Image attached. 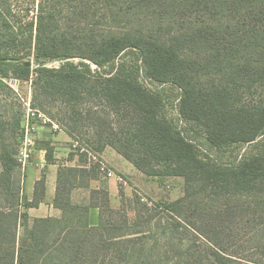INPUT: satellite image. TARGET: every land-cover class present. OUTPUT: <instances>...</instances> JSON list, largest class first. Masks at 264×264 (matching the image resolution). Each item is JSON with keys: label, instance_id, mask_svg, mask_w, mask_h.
Returning <instances> with one entry per match:
<instances>
[{"label": "trees", "instance_id": "obj_1", "mask_svg": "<svg viewBox=\"0 0 264 264\" xmlns=\"http://www.w3.org/2000/svg\"><path fill=\"white\" fill-rule=\"evenodd\" d=\"M139 12L181 23L164 35L147 27L123 30L122 16ZM26 26L28 54L37 64L34 78L30 65L11 63L16 58L2 53L0 90L10 91L5 79L14 78L31 81L69 105L101 100L111 113L126 117L128 130L113 140L106 130L96 131L95 146L84 140L99 152L111 146L146 176L183 177L185 194L157 206L174 220L169 233L166 227L160 236L120 233L112 217L104 215H119L127 223V213L123 201L119 208L110 206L107 189L90 190L88 203L72 200L76 183L69 179L78 174L89 180L98 169L60 167L53 206L61 216L31 218L21 208L43 201L45 179L35 182L28 200L17 149L14 154L3 149L0 264H194L198 257L181 249L183 236L176 232L184 219L194 224L190 198L198 193V232L206 240L199 241V264H264V148L233 164L199 149L201 136L209 148L220 150L264 134V97L244 100L264 80V0H40ZM7 39L14 44L15 35ZM126 52L136 53V61L121 58ZM53 60L60 61L57 67L46 66ZM141 77L179 88V120L197 129L168 118L161 91ZM53 118L69 136L80 137ZM96 123H103L101 117ZM39 148L45 150V161L54 163L51 143ZM99 192L102 203L94 199ZM119 194L124 197L122 190ZM126 200L141 202L136 195ZM92 206L99 210L95 225L89 222ZM141 209L151 210L147 203ZM235 221L252 226L247 241L258 239L255 247H245L246 236L241 239L230 229ZM175 238L180 241L176 247L170 242Z\"/></svg>", "mask_w": 264, "mask_h": 264}, {"label": "rangeland", "instance_id": "obj_2", "mask_svg": "<svg viewBox=\"0 0 264 264\" xmlns=\"http://www.w3.org/2000/svg\"><path fill=\"white\" fill-rule=\"evenodd\" d=\"M39 1L40 0H0V55L2 53H8V55H10L9 57L16 58L15 60H10L9 62L11 63L28 62L32 68V78H34L35 74V70L33 69L36 68L37 64L32 54H28L26 44L28 31L26 24L27 21L34 19L36 15V7ZM148 15L149 14L147 12H139L136 14L131 13L122 16V27H125L122 29H130L131 27L135 29L138 27H147L152 31L154 30L157 35H164V33H167V30L176 29L181 23V21H178L177 18H171V20L167 18L158 19L154 16ZM2 19L7 20L8 25H5V23L2 22ZM10 34L15 35L14 44L9 42L7 39L8 35ZM136 56V53L133 54L126 52L121 56V58L136 61ZM74 61L76 62L78 59H74ZM59 62V60H53L47 62L46 66L57 67ZM91 67L95 68V65L91 64ZM141 80L151 89L161 91L165 103L164 112L168 118L174 120V122L182 127L185 126L187 129H197L194 123H184L179 120L177 110L181 93L179 88L170 83L162 85L151 83L150 81L145 80L144 77H141ZM5 81L7 82L10 91L0 90V154L3 149L14 154L15 150L18 148L21 138L22 123L27 112V104H29L30 107L46 110L45 112L52 115V117H56L71 131H74V133L78 134L80 138L90 140L89 142H91V144L94 146L96 145V131L106 130L107 133H110L109 136L111 137V140H113L128 130V126L125 125L127 121L126 117L121 112H118V114L111 113L106 105L99 99L84 101L78 103L77 105H69L56 97L45 95L39 87H34L31 81H24L14 78L5 79ZM244 97V100L263 98L264 80H262L257 88L252 89L250 94H247ZM98 117H101L103 123H96ZM16 119H19L20 121L19 126L14 125ZM61 127V130H54L50 125L38 124L37 130L33 133L34 147L41 146L43 142L54 141L56 144L53 146V156L57 166L65 168L70 167L68 166L70 163H67L66 161L76 155L78 159L80 158L82 160V167L94 166L98 169V172L95 174H99L100 178H103L102 181H106L108 176L105 177V170L101 171V169L98 168L96 164H93L92 161L88 160L86 155L77 152L71 145V136H69L63 126ZM263 148L264 134H262L256 141L252 143H235L226 145L220 150L209 148L202 136L199 137V149L201 154L205 156L209 155L223 164H233L238 159H240V157H248L252 153L260 151ZM36 161H38V157L33 150L31 160L29 161V164L25 166L23 178L20 177L22 181V187L24 184V179L27 177V171L29 167H31L30 169L34 172L46 174V167L39 168V165L35 164ZM90 174L94 175V172H91ZM122 177L123 180L120 181L116 176H111V178L117 183L119 189L124 191L123 193H126L125 188L127 189L128 194H124V197L121 198V201H123V207L127 213V223H125L123 219H120L121 217L116 214L113 216L105 214L104 218L107 220L111 219L112 217L113 222H116V226L118 227L117 231L120 233H130L132 231L139 230L145 231V235L148 236H160L163 234V227H166L168 231L166 233H169L170 230L168 227L174 223V220L168 214L160 213L159 211H162V208L157 206L174 201L185 194V183L183 177L162 176L148 178L149 180L154 181V183L149 182V187L151 189L153 188L152 193L149 194L132 185L125 176ZM87 182L88 179L86 178V175L83 176L76 174L75 178L73 177L72 179H69V183H76V187L72 189L73 197L76 200L81 202H84V200L86 202L90 200L89 190L85 189V187H78L85 186ZM135 195L136 197L140 198V205H136L134 201L130 202L126 200L128 197H133ZM142 197L144 200L141 199ZM94 199L99 203H102L103 196L99 192L94 196ZM116 200H119L118 207H120L121 204L118 195L116 196ZM190 200L193 201V210L190 211L189 215H193L190 216L192 218L189 219L192 220L190 223L194 224H192V226L189 224V222L185 221V219L182 220L181 226L179 227L178 232H176L180 234L176 235L178 237L180 235L181 237L183 236L181 249L184 251L186 248H189L190 251L195 252V255L198 258L193 263L199 264V244H201L199 241H206L205 238L198 232L199 207L197 209L194 208L195 204H197V206L199 205V193L196 197H191ZM143 203H147L151 210H148L147 212L142 210L141 204ZM0 207H4L3 195L1 193V183ZM135 209L140 210L136 211ZM28 211L29 208H21V212L29 216ZM233 212L236 211L233 210ZM153 214L155 215L156 219H152ZM59 215L58 217L61 216ZM186 219L189 221L188 218ZM229 224L230 229L234 230V234L238 235L239 238L242 239V237L246 236L244 241L245 247L252 248L257 245L258 239L247 241L251 233H253L252 226L247 225L241 227V225H239L236 221ZM170 242L176 247V244L179 245L180 241L179 239L175 238ZM211 261L212 258L210 259V263ZM206 262L207 260H203V263Z\"/></svg>", "mask_w": 264, "mask_h": 264}, {"label": "crops", "instance_id": "obj_3", "mask_svg": "<svg viewBox=\"0 0 264 264\" xmlns=\"http://www.w3.org/2000/svg\"><path fill=\"white\" fill-rule=\"evenodd\" d=\"M52 146H54L56 143L54 141L50 142ZM34 153L38 157V161H36V165H39V168L46 167V174L41 172H34L29 167L28 168V174L27 177L24 179V193L28 200H31L33 197V191L35 182L40 180L44 177L45 179V195L42 202L39 203L36 207H30L28 214L31 217H58V215H61V211L58 208H55L53 206V199L55 196V187H56V180H57V171L60 166H57L56 161L54 163H47L45 161V150L43 148H39V146L34 147ZM100 154L104 161L107 163L108 167L114 171L116 174L125 176L132 185L138 187L142 191L146 193H152V189L149 187V182H153L149 180L148 178H152L150 176H146L141 171H139L136 167H134L128 160H126L121 154H119L114 148L111 146H105L101 151ZM67 163H70V167L74 168H82L81 163L82 160L75 155L73 158L68 159L66 161ZM77 164V165H76ZM63 166V164H62ZM67 166V165H66ZM84 166V165H83ZM106 177V176H105ZM103 178H100L99 174L94 176L93 178H90L85 186H78L79 188L85 187V189L92 190L96 189H107L109 194V203L110 206L113 208H117L119 204V200H116V196L118 195V198L120 199L121 204V196L119 194V187L117 183L112 178H106V181H102ZM95 182V183H94ZM156 182V181H155ZM96 184V185H93ZM126 193L128 194L127 189L125 188ZM124 192V191H123ZM131 198V197H128ZM72 200L74 202H81L79 200H76L73 197L72 193ZM89 201H85L84 203H88ZM119 208V207H118ZM98 214L99 210L97 207H90L89 209V222L92 225L97 224L98 222ZM59 215V216H60Z\"/></svg>", "mask_w": 264, "mask_h": 264}, {"label": "built area", "instance_id": "obj_4", "mask_svg": "<svg viewBox=\"0 0 264 264\" xmlns=\"http://www.w3.org/2000/svg\"><path fill=\"white\" fill-rule=\"evenodd\" d=\"M27 105V112L21 128L20 143L16 152V159L20 164L22 173L32 157L34 149L33 133L37 130L38 124L50 125L54 130L62 129V125L50 114L39 108L30 107L29 104ZM71 145L77 152L86 155L88 160L92 161L93 164H96L101 171L105 170L106 177L108 176V178H111V176H116L118 180H123L122 175L116 174L112 171L102 158L100 152L93 149L84 139L78 136H73L71 137ZM141 199L144 200L143 197Z\"/></svg>", "mask_w": 264, "mask_h": 264}, {"label": "water", "instance_id": "obj_5", "mask_svg": "<svg viewBox=\"0 0 264 264\" xmlns=\"http://www.w3.org/2000/svg\"><path fill=\"white\" fill-rule=\"evenodd\" d=\"M25 65H29V63L28 62H26V63H24Z\"/></svg>", "mask_w": 264, "mask_h": 264}]
</instances>
